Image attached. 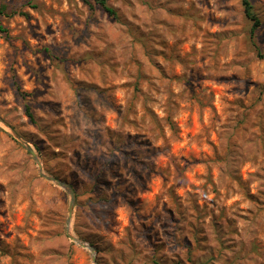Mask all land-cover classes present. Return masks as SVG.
I'll use <instances>...</instances> for the list:
<instances>
[{"label": "rangeland", "instance_id": "374dc122", "mask_svg": "<svg viewBox=\"0 0 264 264\" xmlns=\"http://www.w3.org/2000/svg\"><path fill=\"white\" fill-rule=\"evenodd\" d=\"M242 1L0 0V264H94L10 129L75 190L95 264H264V0L254 36Z\"/></svg>", "mask_w": 264, "mask_h": 264}, {"label": "water", "instance_id": "95a60500", "mask_svg": "<svg viewBox=\"0 0 264 264\" xmlns=\"http://www.w3.org/2000/svg\"><path fill=\"white\" fill-rule=\"evenodd\" d=\"M13 137L25 148V150L27 152H29V154L33 157L34 161L37 164L38 167V172L41 178H43L44 180L48 181L49 183L54 184L56 187L64 190L67 195L69 196V210H68V218L66 221V234L67 236L71 239L72 242H74L76 245H78L79 247L88 250L91 253L92 256V260L93 263L95 264L96 262V248L88 245L86 243H84L83 241H81L79 238H77L76 236H74L72 234V230H71V221H72V216H73V210L75 207V203H76V192L73 189L72 186H70L68 183L49 175L45 169L44 166L42 164V161L39 157V155L36 153V151H34L28 144L27 142H25L18 134H16V132L12 129H10Z\"/></svg>", "mask_w": 264, "mask_h": 264}, {"label": "trees", "instance_id": "16d2710c", "mask_svg": "<svg viewBox=\"0 0 264 264\" xmlns=\"http://www.w3.org/2000/svg\"><path fill=\"white\" fill-rule=\"evenodd\" d=\"M95 2L98 5H100L109 15L115 16V12L111 7L108 6L107 0H95ZM242 5L244 8V14H245L246 18L252 23V27H251L250 32H251V35L254 36L255 32L257 31V29L261 25V21L256 16V14L254 12L253 5H252L250 0H243ZM6 13H8V8L6 6L0 7V18H1V16L5 15ZM0 32H5V28L1 25V21H0ZM261 57H263V56H261ZM26 113H27L28 117L31 119V121H33L34 117H33V114L31 112L30 106H26Z\"/></svg>", "mask_w": 264, "mask_h": 264}]
</instances>
